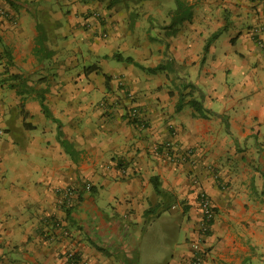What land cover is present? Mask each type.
<instances>
[{"label":"crops","instance_id":"0c3cea01","mask_svg":"<svg viewBox=\"0 0 264 264\" xmlns=\"http://www.w3.org/2000/svg\"><path fill=\"white\" fill-rule=\"evenodd\" d=\"M10 1L3 48L45 85L7 90L0 75V264H163L164 223L167 264H189L202 190V264H264V52L250 34L264 0H179L192 12L177 24L164 0ZM53 1L36 56L32 8Z\"/></svg>","mask_w":264,"mask_h":264},{"label":"rangeland","instance_id":"374dc122","mask_svg":"<svg viewBox=\"0 0 264 264\" xmlns=\"http://www.w3.org/2000/svg\"><path fill=\"white\" fill-rule=\"evenodd\" d=\"M166 4H168V7H174L172 12L173 17L169 18L174 22L175 24L180 23L182 17H185L187 21H191L190 19V14H191V8L188 6L187 3L182 2V1H176V0H164ZM56 4L54 1L52 4L50 3V8L47 9L44 7L41 8V5L37 7H33L31 10L35 12V21L37 24L40 25V27H51L52 26V16L50 15V11H53L56 13L58 11ZM49 5V4H47ZM0 7L5 10L6 12V17L3 19L7 23L12 20V11L8 9V7H5L0 4ZM152 24V20L150 21ZM155 28H149L148 33L152 35L153 37H156V33L154 32ZM9 36V34H8ZM6 36H1L0 35V50L1 51V59L2 63L0 64V75L2 76V83L6 86L7 90H13L16 89L17 91H27V90H38L37 92H43L44 90L42 89L44 87V79H40V76H43L42 74L37 73V71H31V72H21L20 70H17L10 59H8L4 53V48L3 45L6 44L8 40H10V37ZM18 78V79H16ZM10 86H13V88H10ZM14 124V122H13ZM0 137H5L4 132L0 134ZM24 138V137H22ZM85 189L90 190L92 186L89 182L83 183ZM176 207L175 212H182L183 209L180 207V209H177ZM173 229H170V225L168 223H164L162 226V233L165 236L167 233H169V237H172L174 239V232L172 231ZM176 232V231H175ZM177 235V236H176ZM169 237H163L164 242L162 241L161 245L162 248H158V253L161 256L162 263L167 264L168 261L170 260V256L172 254V249H173V242L171 241V238ZM178 237V239H177ZM167 238V239H165ZM169 238V239H168ZM175 239L178 240V242H181L184 240V234L181 231H178L175 233ZM139 249V247H138ZM143 248L140 249V254L142 253Z\"/></svg>","mask_w":264,"mask_h":264},{"label":"built area","instance_id":"2783aa9c","mask_svg":"<svg viewBox=\"0 0 264 264\" xmlns=\"http://www.w3.org/2000/svg\"><path fill=\"white\" fill-rule=\"evenodd\" d=\"M6 12L0 7V18L4 19L6 17ZM253 42L258 46V48L264 52V26L262 28L253 29L250 33ZM256 36V37H255ZM139 118L138 110L133 108L129 111L128 119L130 121H137ZM197 202L200 210V222H199V234L196 241L190 243V248L192 250V257L189 264H202L205 256V250L202 246L201 238L206 236L214 215V206L209 195L205 191H200L197 195ZM71 264H76L72 261Z\"/></svg>","mask_w":264,"mask_h":264},{"label":"trees","instance_id":"16d2710c","mask_svg":"<svg viewBox=\"0 0 264 264\" xmlns=\"http://www.w3.org/2000/svg\"><path fill=\"white\" fill-rule=\"evenodd\" d=\"M6 1H8V3L11 5V1H10V0H6ZM176 1H179V0H176ZM12 3H13V2H12ZM36 27H37V30L40 31V36H38V39H37V41H36V46H35V48H34V54H35L36 56H39V55H41V54L44 53V40H43L44 35H42V33H41L40 25L37 24ZM213 37H217V35H215V36H213ZM206 48H207V45H206V47H205V50H206ZM4 53H5L6 57H7L8 59L11 60V55H10L9 50L4 49ZM114 59H116V60H118V61L121 60L120 56H114ZM125 62H127V63H131V64H133L134 66H139L138 64L134 63L133 60L130 59V58H125ZM155 69H159V70H160L161 67L158 66V67H156ZM155 69H154V70H155ZM16 79H18V78H16ZM10 88H13V86H10ZM38 102H39V105H40L42 111L45 113V112H46V108H45V106H44V104H43V99L40 98V100H38ZM191 103H193V104H191V106L195 105L194 102H191ZM180 108H181V104L178 105V106L176 107L177 110H179ZM128 115H129V113L127 114V116H128ZM54 121H55V120H54ZM55 122L57 123V138L59 139L60 144L62 145V147H63L66 151L69 152L71 147H70V145L68 144V142H66L65 140H62V133H61V131H60L59 123H58L57 121H55ZM152 185H153V189H154L155 193H159V186H158V182H157V179H156V178H152ZM152 212H153V210H146V211L144 212V216L147 217V216L150 215Z\"/></svg>","mask_w":264,"mask_h":264}]
</instances>
